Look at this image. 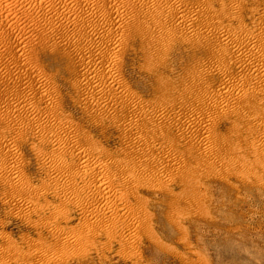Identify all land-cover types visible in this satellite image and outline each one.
<instances>
[{
    "label": "bare ground",
    "instance_id": "1",
    "mask_svg": "<svg viewBox=\"0 0 264 264\" xmlns=\"http://www.w3.org/2000/svg\"><path fill=\"white\" fill-rule=\"evenodd\" d=\"M27 1L0 0V38L4 41L9 26L19 22L15 14H27L45 5L55 7L64 29L75 27L82 32L80 39L68 38L65 45L69 50L67 72L73 76L69 84L77 93L75 103L103 131L107 129L106 121L113 124V117L116 124L120 121L117 126L123 132L139 126L143 134L139 139L125 140L124 150L104 149L83 126L64 118L63 98L54 86L56 77L45 72L27 73L31 60L27 64L22 59L27 49L21 45L7 48L19 74L6 61L7 76L0 77V82L7 84V89L0 91L6 99V104L0 106V128L4 132L0 130V169L14 194L12 199L39 193L15 167L19 160L16 146L27 140L26 131L34 129L49 179L66 177L56 187L65 197L71 195L68 204L54 207V217L68 219L71 214L67 207L73 206L88 219L73 235L67 231L70 235L62 243L64 247L73 246V242L86 247L93 240L106 237L110 244L119 242L123 255L129 256L136 251L135 240L143 238L145 231L148 235L151 229L147 224L154 211L144 192H164L177 209L197 203L199 206V193L203 192L198 189L203 182H199V177L204 174L194 173L195 170L206 171L207 175L221 171L218 168L222 165V172L228 173L264 165V11L261 22L252 26L242 19L247 9L245 0H232L239 12L230 17L213 12L207 4L189 5L183 0H81L80 4L65 0L61 6L55 5V0H32L31 5ZM105 5L107 8L101 11ZM11 12L14 19L12 16L13 22L8 25ZM75 13L79 19H72ZM227 20L236 24L226 25ZM60 44L41 46L56 54ZM176 49L188 50L199 60L190 62L177 81L170 77ZM128 52L143 60L142 69L160 85L162 105H142L131 92L124 95L127 86L120 77ZM203 55L205 59H201ZM1 58L0 63L5 61ZM211 81L214 82L206 85ZM177 105L181 109L192 107L195 114L182 115L184 110L177 111ZM209 109L218 123L231 122L230 136L235 138L222 134L218 124L208 125L205 112ZM23 115V127H16V119ZM173 128L179 138L171 133ZM156 142L166 150L164 155ZM66 146L75 149L63 150ZM150 157L155 160L150 161ZM54 225L59 234H66L63 227Z\"/></svg>",
    "mask_w": 264,
    "mask_h": 264
},
{
    "label": "rangeland",
    "instance_id": "2",
    "mask_svg": "<svg viewBox=\"0 0 264 264\" xmlns=\"http://www.w3.org/2000/svg\"><path fill=\"white\" fill-rule=\"evenodd\" d=\"M64 1L55 0V5L61 6ZM76 1L80 4L81 0ZM152 1L159 3L163 0ZM183 1L189 5L197 3L207 4L213 9V12L225 13L227 17L236 15L239 12L237 7L232 6V0ZM245 1L247 9L244 10L242 19L245 20L246 24L258 25V22H261L262 19L264 3L261 4V0ZM26 3L31 5L32 0H28ZM106 8V5L103 6L101 11ZM12 13L9 16L10 19H14ZM15 15L16 21H19L17 23L18 26L15 24L13 26L10 25L13 19L9 22L8 17L6 20L7 23L9 22L8 25H10L8 35L4 41L0 38V42L1 40L3 41L0 43L2 44L0 45V56L2 54L1 57L5 59V63H0V77L7 76L8 70L5 64L8 62L6 61H10V66L8 67H11L14 72L17 70L15 73L19 74L16 65L14 63L13 65L11 64L13 58L8 53L7 48L21 45V47L27 49V53L22 58L24 63L28 64L29 60H31L30 64H28L31 66L26 68V70L28 69L27 73L36 75L38 72H45L55 76L56 85L54 86H56L55 88L58 91L60 90L61 98H63L62 110L64 118L66 116L68 120H74V123L83 126L88 134L94 139L96 138L95 140L102 144L103 148L105 147L104 149L111 151L124 150L125 140L141 138L143 134L140 133L139 126H136L131 132L125 133L117 126L120 121L116 124L113 117H111L113 124H109L106 121L107 129L103 131L99 126H95L90 116L82 110L80 105L75 103L74 99L77 97V93L69 84L73 76H70L69 72H67L66 56L69 50L66 49L65 45L68 38H81L82 32L80 29L75 27L70 30L64 29L60 18L57 16L56 8L50 5L31 9L27 14L21 15L19 13ZM79 16V14L75 13L72 15V19H79ZM231 23L236 24L233 21H226V25ZM2 31L0 27V34ZM5 41L10 45L6 46L7 43ZM54 42L61 43L56 54L46 49L43 50L42 44H52ZM187 51L183 49L173 51L172 56L175 59V67L174 73H171L170 77L175 81L179 80L190 62L198 60ZM32 52L35 54L33 53V55ZM30 54L31 56H29ZM1 57L0 59L3 60ZM205 58L206 56L203 59ZM124 62L123 74H121L123 77H120V80L123 81L128 89L123 91L124 95L134 94L137 102L139 101L142 105H162L164 103L161 99L163 96L162 90H158L160 85L142 69L143 60L134 52H128ZM2 66L5 67L3 68ZM1 74L5 76H1ZM212 82L214 81L206 85ZM6 86L5 82H0V91H3V88L4 90L7 89ZM119 92L122 94L121 90ZM2 98V95H0V99ZM189 101L194 102L195 99H189ZM0 102V106H4L6 99L3 98ZM14 102L17 103L16 100ZM229 102L233 101L229 100ZM119 107L122 106L118 105V109H121ZM185 108L188 109L186 110ZM185 108L181 109L180 105L176 107L180 113L184 110L181 114L187 117L195 114L194 109H191L192 107ZM205 114L206 118L210 120L208 125L218 124L219 131L231 137L233 126L230 121L218 123L210 109ZM47 117L51 118L50 116ZM25 118L26 116L23 115L16 119L15 126L23 127L22 123ZM168 123L171 124L172 122L169 121ZM0 130L3 132L1 128ZM26 133L28 134L27 140L20 142L16 146L15 150L19 160L15 162L16 166H12L24 173L27 181L39 193H27L25 196H18V199H12L14 194H12L10 185L5 181L4 172L0 169V264H264V165H251L249 170L246 168L248 171L244 169V171H232V173L224 170L222 172V165L221 168L220 166L218 168L221 171L210 172L207 175L206 171L204 173L203 170L193 169L195 170L194 173L199 174L200 172L205 176L199 175L202 177H199V182L203 181L201 186H199L201 189L198 187L199 190L203 191L199 193L201 196H197L198 199L200 198L199 206L198 203L190 207L183 205L179 206L181 208L179 210V207L177 209L170 203V199L164 192L158 191V189L144 192L145 197L149 198L152 203L151 211H154L151 212L153 213V218L147 224L149 227L151 226L149 231H153V234L149 231L148 235L146 231L143 232V238H139V240L141 239L140 242L139 240L136 241L137 239L134 237L136 239L135 246L137 245L139 249L135 247L133 250L136 251L127 250L134 252L132 254L129 252V256L123 255L121 251H124V248L120 246L119 242L110 244L106 237L93 240L92 246L90 243H87L88 247H85L86 244H82L84 245L82 246L73 242V246L67 248L63 246L67 236L73 235L74 230L78 229L81 224H85L88 219L80 208L74 209L73 206L67 207L71 214L69 215L71 217H67L68 219H56L54 217V207L62 203L68 204L71 200H69L71 195H66L65 197L60 188L57 189L56 187V183L60 179L62 180L59 182H65L66 177L59 178L58 176L59 180L49 179L51 176L45 171L46 167L42 161L43 159H41V153L37 149L40 140L35 136V130L32 129L26 131ZM171 133L176 137L179 135L175 128H173ZM8 137L11 138L12 136L9 135ZM231 138L235 137L232 136ZM156 145L160 150V154L164 155L166 150L157 142ZM66 148L75 149L72 146H66L62 149L67 150ZM47 149L50 150L51 148ZM149 160L154 161L155 158L150 157ZM190 167L196 168L194 166ZM197 174H194V176H198ZM53 180H56V182ZM203 185L205 186L203 187ZM46 186L50 188L47 190ZM56 189L59 192H56ZM40 192L43 194L41 195ZM38 195H40V198ZM39 208L40 210L37 211ZM26 213L31 214L28 215ZM54 224L63 227L66 234H59ZM67 231L71 233L69 234ZM105 243H108V246ZM102 244L105 245L103 246ZM131 255L132 257L129 258Z\"/></svg>",
    "mask_w": 264,
    "mask_h": 264
}]
</instances>
